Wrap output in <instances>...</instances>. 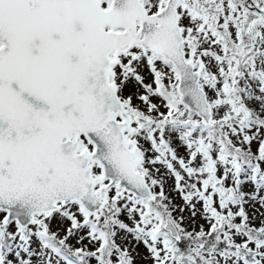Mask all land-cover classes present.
I'll return each instance as SVG.
<instances>
[{
    "label": "snow or ice",
    "instance_id": "obj_1",
    "mask_svg": "<svg viewBox=\"0 0 264 264\" xmlns=\"http://www.w3.org/2000/svg\"><path fill=\"white\" fill-rule=\"evenodd\" d=\"M0 264H264V0H0Z\"/></svg>",
    "mask_w": 264,
    "mask_h": 264
}]
</instances>
